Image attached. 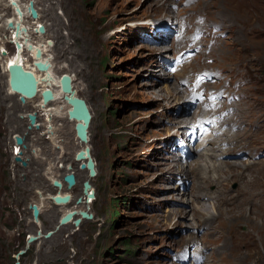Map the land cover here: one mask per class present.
<instances>
[{
  "label": "rangeland",
  "instance_id": "374dc122",
  "mask_svg": "<svg viewBox=\"0 0 264 264\" xmlns=\"http://www.w3.org/2000/svg\"><path fill=\"white\" fill-rule=\"evenodd\" d=\"M30 2L50 41L55 76L69 74L77 96L88 104L89 144L97 173L90 181L93 195L86 198L82 186L89 179L87 171L82 174L78 164L71 170L73 121H53L59 128L54 142L44 127H32L38 125L30 123L28 114L43 123L37 99L23 103L7 93L8 78L0 61V264H180L171 261L172 253L193 243L200 247L201 261L185 264H264V158L251 163L228 158L219 162L243 166L197 171L201 155L193 152L180 161L178 152L166 153L169 148L160 147L163 140L170 143L173 134H184L182 128L192 125L198 110L179 81L209 68L223 72L222 86L235 88L246 103L247 113L237 118L251 126L264 124V0ZM8 4L0 0V30L5 28L0 39L8 35L3 22L11 12ZM197 16L204 27H221L218 41L174 74L165 64L178 50L170 36L165 43L167 36L158 34L153 38H162L152 45L139 38L148 34L134 32L135 26L151 19L174 23L186 17L193 23ZM5 48L14 50L9 43ZM48 87L58 95L57 88ZM62 141L70 144L60 154L55 145ZM246 141L249 148L263 147L264 131ZM67 172H75L78 181L64 191L72 201L62 209L49 198L55 194L53 181ZM219 180L229 188L225 194L233 196L226 204ZM215 193L216 199L204 201L206 213L214 216L208 223L204 215L193 214V199L198 203ZM84 202L89 203L86 213L91 219L59 228L60 217ZM34 204L42 209L37 219L32 216ZM212 221L218 223L214 229ZM237 231L249 234V240ZM30 235L38 240L28 244ZM20 250L24 254L18 256Z\"/></svg>",
  "mask_w": 264,
  "mask_h": 264
},
{
  "label": "bare ground",
  "instance_id": "6f19581e",
  "mask_svg": "<svg viewBox=\"0 0 264 264\" xmlns=\"http://www.w3.org/2000/svg\"><path fill=\"white\" fill-rule=\"evenodd\" d=\"M8 2L10 3V4H8V7H10L9 10L11 12L8 15V17L6 19H4V21H3L4 22V25L6 27V30H8V35H6L5 37H3V38L0 39V43H1L0 45L2 47L1 50H0V61H2L3 71L6 72L7 78H8V71H7L8 64L18 63V64H20L23 67V69L32 72V74L34 75V77H36V80H37V93H36V95L33 98H28V97H25L24 96L23 97L24 98L23 103H26L27 101H30L31 99L32 100L37 99L34 102L36 103L35 106L37 107L38 112L40 114L39 116L43 118V123H38L39 118H37L36 116H34V118L35 117L37 118V120L35 118V122L34 123H36L38 126H36V125H31V126L34 127V128H36V127L37 128L44 127V129H45L44 130V134L48 135V138L49 139H52L53 142H54V140L57 139V137L55 136V133H56L57 129H59V128H56V127L53 126V121L55 119H57L58 121L63 120V119H65L66 121H68V120L69 121H73V128H74L76 122H75V120H72V119H70L67 116V111L69 109V105L65 102V100H64V98H65L64 97V94L61 92V89H60V78L61 77H56L55 76V74L53 72V68H52V65H53L52 64V61H51L52 57L49 56V54H48V51L50 50V47H51L50 41H48V40L45 39L46 30H45V27L42 26V24L39 21L40 20V16L38 15V13L36 11L37 8L35 9L34 2H32V7H33V9H35L36 16L37 17H33V16H31L29 14L30 0H27V1L26 0H8ZM12 2H14L15 5H13ZM16 8L19 9L21 15L17 14V12L15 11ZM0 17H3L4 18V16H0ZM151 20H153V19H151ZM28 21H30V23H32V24L27 25ZM9 22L12 23V27L9 26ZM31 25H34V27L31 26ZM16 26H18V28H19V31L17 33L15 31ZM40 26H42L44 28V33L43 34H40L38 32V27H40ZM3 27H1V28H3ZM4 30H5V28H3L2 30H0V32H3ZM160 35H162V34H160ZM163 39H164V42H165L167 38H163ZM220 42H223L224 43L225 41L221 40ZM6 43H9V44H12L13 45L14 50H13L12 53H9V51L5 48V44ZM17 43H19L21 47L16 48V44ZM171 45H174V44H171ZM37 50H39L40 51V54H41V56H40L39 59L35 57V52ZM38 61H40L42 63H47L48 62L50 64V66L45 71H39L36 68V66H35V63L38 62ZM168 63H170V62H168ZM183 69L186 70V68H183ZM61 75H63V74H61ZM72 82H73V79H72ZM8 83H9V78H8ZM48 84L49 85L51 84L52 86H54V88H57L59 90V93H58L57 96L54 93L53 88L50 89L48 87L49 86ZM72 85H73V83H72ZM73 86H72V90L76 94V91L74 90V87ZM46 88H48V89H50L52 91V94H53V97L54 98H53L52 101L48 102L45 105V104H43V100H42V97L40 95H41V92L43 90H46ZM7 93L9 95H17L18 98L21 97L20 94H18V93H16V92H14V91L11 90L9 84H8ZM20 101H21V98H20ZM235 120L237 121V123H239V125L243 124L245 126V129L244 130H248L249 133H250V126L251 125H250V123L247 120L246 121H243L241 119H238L237 117H236ZM186 123H187V121H184L183 122V124H186ZM184 127H186V128H184ZM184 127L182 128L183 129L182 132L185 131L184 134H181L180 136H177L176 138H180V139L184 140V138L187 136L186 133H187V130L189 129V126L187 124ZM240 131H242V130H240ZM249 133L247 134V136H250L251 133L250 134ZM73 134H74V137H75V138H73L74 139V141H73V145L74 146L73 147H75V151L73 149L74 154H76L80 149H84L85 147H88L89 148V157H91L93 159V157L91 156V149H90V144H89L90 143L89 142L90 141L89 134L87 135L88 136V142L85 143V144L81 143L79 141L78 137H76V135H75V129L73 130ZM236 136H239L238 133H236V132L235 133H231L230 136H228V139L229 140L230 139H235ZM170 140H172V139H170ZM61 143L63 145H58V146L55 145V148L57 149L58 153L63 154L64 151H65L66 145L70 144V141L68 143L65 142V144L63 143V141ZM20 151H21V147L16 151L15 154L16 155L19 154ZM35 151L36 150H33V152H35ZM215 151L216 150H214L213 148H210L209 150L205 149V150H203V151H201L199 153H196L193 150H190V151L188 150L187 151V155H188L187 158H189V156L193 152L196 153L198 155V157L201 155V158L203 160L202 161H197L196 168H195L197 171H201V170H206L207 171V169H209L210 167H213V168H216V169L217 168H221V167L229 168L230 166H232L234 164H237V167L243 166V164L240 163V162H235V163L229 164V163H225V162H219V161H216V160L214 161L213 159L216 156H218V154H220V152H215ZM175 152H178V150L175 151ZM73 157H74V160H73V163L71 164V170L72 171H73V167H74L73 164H75L77 166V164L78 165H81L82 163H86V161H77L76 158H75V155ZM207 158H210L211 160L209 161ZM178 160H180V161L182 160L180 156H179V159ZM220 161H222V160H220ZM68 165H69V163L66 165V167ZM50 169H52V167H50ZM67 170L68 169H66V171ZM71 170H69V171H71ZM82 170H83V171H81L82 174L86 173V169H82ZM95 170H96V173H97L96 167H95ZM67 173H69V172H67ZM225 173L226 172H224V171H217V174H222V175L224 174V175H226ZM228 173L231 175L230 172H228ZM64 176H62L61 179L58 180L61 183V187L60 188H57V187H55L53 185L55 187V194L52 195V196L49 195L51 197L49 199H52L54 205L55 206H58V207H60L62 209L63 208H68V206L70 205V203L72 201V199L70 198V196H69V198H70L69 199V202H67L65 204H57L53 200L52 197L55 196V195L65 196L66 195L65 194L66 192H64V191H69V189H72V187H74V186L77 185V181H78L77 178L75 177V172H74L73 173V176L75 178V184L71 188L68 189L67 188V183L64 181ZM202 177L203 176H200V177L198 176L197 179L200 180ZM91 179H93V178H90L89 177V179L86 180V181H89V180L91 181ZM211 181H214V180L212 179V180H210L208 182H211ZM217 186H218V189L223 194L221 200L223 201L224 204H226L227 202L230 201V199H232L233 196L230 197V195L225 194V192L227 190H229V188L223 186V182H221L220 180L217 181ZM91 188H92V185H91ZM91 188H90V190H91ZM212 189H213V187L211 186L210 191ZM211 195H209L210 197H208V196L203 197L201 199V202H198V203H195L194 202V199H193V203H194L193 204V207H194L193 214L194 215H197L198 217H199L198 214L204 215L203 219L205 221H207L208 223L212 220V217H214V216L210 215L209 213H206L207 212V209H206V206L204 205V201H212V200H214V199H216L218 197V196L213 197ZM209 205H210V207H213V210L215 211L216 204L214 202H212V203H209ZM88 206H89V203L84 202L83 204H80V205L76 206L75 209H70V211H74L75 212V214L72 217L73 219L70 222L73 223V221L75 219H77L78 217H80V215H79V212L80 211H83V212H86V210L88 211ZM37 208H38V211H39V214H40L42 212V209H41L40 205L37 204ZM70 211H67V213L70 212ZM39 214H38V216H39ZM64 215H62V216H64ZM77 215H78V217L76 218ZM38 216H37V218H38ZM82 221H81L80 224H82L86 220H84L83 222ZM69 223H67L65 225H62V226L60 225L59 228H61L63 226H68ZM211 224H212V228L214 229L215 225H217L218 223H217V221L216 222L215 221H212ZM237 233L245 241L246 240H249V234L240 233L238 231H237ZM45 234H47V233H45ZM231 240H232V238H231ZM214 244H216V243H214ZM191 256H192L191 257V261H194V262H197V263H199L201 261V259L199 257L195 256L194 254L191 255Z\"/></svg>",
  "mask_w": 264,
  "mask_h": 264
},
{
  "label": "water",
  "instance_id": "95a60500",
  "mask_svg": "<svg viewBox=\"0 0 264 264\" xmlns=\"http://www.w3.org/2000/svg\"><path fill=\"white\" fill-rule=\"evenodd\" d=\"M12 4L15 5L14 2H12ZM15 11L17 12V14L21 15L18 8H16ZM29 14L33 17H37L36 11L32 7V2H30ZM9 26L12 27L11 22H9ZM15 31L16 33L19 31L18 26H16ZM38 32L40 34H43L44 28L42 26L38 27ZM19 47L21 46L19 43H17L16 48H19ZM40 56H41L40 51L37 50L35 52V57L39 59ZM35 66L39 71H45L50 66V64L48 62L42 63L38 61L35 63ZM7 71H8V78H9V86L12 91L21 95L20 98L22 102L24 101V98H23L24 96L28 98H33L36 95L37 80H36V77H34V75L32 74V72L23 69V67L18 63L8 64ZM60 89H61V92L64 94L65 102L69 105L67 116L70 119L75 120L76 122L74 126L75 135L76 137H78L81 143L85 144L88 142V136H87L88 128L92 120V116L90 115L88 104L83 98L77 96L75 92L72 90V77L69 74L61 75ZM40 96L42 97L43 104L45 105L48 102L52 101L54 98L52 91L48 88H46V90H43ZM28 118L30 120V123L34 124L35 122L34 115L28 114ZM16 142H17V145H21L22 139L17 137ZM75 158L77 161H86V163L81 164L80 166L81 169H86L88 177L95 178V174H96L95 161L91 157H89V148L85 147L84 149H80L75 154ZM64 181L67 183L68 189L71 188L75 184V178L72 173L66 174L64 176ZM89 181H84L83 186H82V192L86 196V198H90L93 195V191L90 190L91 183ZM53 185L57 188L61 187V183L57 180L53 181ZM52 198L57 204H65L69 202V199H70L68 195H65V196L55 195ZM88 200L89 199H87V201ZM80 202H81V199H78L77 203H80ZM31 208H32L33 218L37 219V216L39 214L37 205L34 204L32 205ZM74 214H75L74 211H70L66 213L64 216L60 218L59 225L62 226V225L69 223L73 219L72 217ZM79 215L80 217H78L77 219L73 221L75 226L79 225L82 220L91 219V214L88 215L86 212L80 211ZM50 235H51V232L47 233L44 236V238H49ZM37 237L38 236L30 235V237L28 238V244L37 241L38 240ZM22 254H24L23 250H20L17 253L18 256Z\"/></svg>",
  "mask_w": 264,
  "mask_h": 264
},
{
  "label": "trees",
  "instance_id": "16d2710c",
  "mask_svg": "<svg viewBox=\"0 0 264 264\" xmlns=\"http://www.w3.org/2000/svg\"><path fill=\"white\" fill-rule=\"evenodd\" d=\"M7 260H9V262L12 260L11 257H7ZM13 261V260H12Z\"/></svg>",
  "mask_w": 264,
  "mask_h": 264
}]
</instances>
